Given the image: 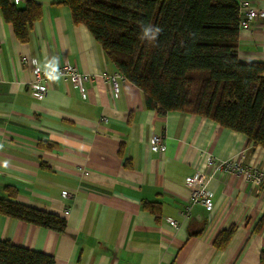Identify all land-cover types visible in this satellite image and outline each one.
<instances>
[{"label":"crops","instance_id":"obj_1","mask_svg":"<svg viewBox=\"0 0 264 264\" xmlns=\"http://www.w3.org/2000/svg\"><path fill=\"white\" fill-rule=\"evenodd\" d=\"M28 1L40 8L20 42L0 10V197L65 219L63 231L0 214V240L54 257V264H261L264 183L215 171L207 159L243 154V166L264 175V149L239 132L198 115L161 114L122 76L62 0ZM238 3L241 0H236ZM264 9V0H247ZM238 57L264 62V16L240 28ZM68 63L90 80L83 90L54 76L33 96L31 62ZM161 135L165 150L150 148ZM209 177L212 208L189 200L186 180ZM177 221V228L167 222ZM233 225L223 249L213 241Z\"/></svg>","mask_w":264,"mask_h":264},{"label":"trees","instance_id":"obj_2","mask_svg":"<svg viewBox=\"0 0 264 264\" xmlns=\"http://www.w3.org/2000/svg\"><path fill=\"white\" fill-rule=\"evenodd\" d=\"M72 21L84 25L116 70L138 87L148 108L208 118L244 134L264 149V62L238 57L240 11L236 0H62ZM0 10L20 42L40 17L28 1ZM141 23L162 28L156 41L140 38ZM0 214L61 232L65 219L0 197ZM233 225L213 244L223 249ZM264 264V255L260 256ZM0 264H54L52 255L0 240Z\"/></svg>","mask_w":264,"mask_h":264},{"label":"built area","instance_id":"obj_3","mask_svg":"<svg viewBox=\"0 0 264 264\" xmlns=\"http://www.w3.org/2000/svg\"><path fill=\"white\" fill-rule=\"evenodd\" d=\"M15 2L17 0H11ZM240 22L239 28H247L249 23L260 16H264V9H255L251 6V3L247 0H241L239 3ZM33 81L29 84L32 89L33 96L37 99L43 98L48 90V81L54 76H60L61 78L68 79L71 84L83 90L84 84L90 80L88 74L80 72L76 67L68 63L62 64L55 68H42L35 60L31 62ZM122 76L118 71L111 76L108 80L115 87V78ZM123 77V76H122ZM150 148L158 152L165 150V143L161 135H153L150 139ZM208 166L212 167L215 171L233 172L237 175H242L246 180H253L257 183H264V175L259 168L253 166L246 168L243 165V154L239 153L237 156L230 160L218 161L213 156L207 159ZM209 177L202 172H195L186 180V187L189 190V200L185 207L181 210L180 214L183 218L190 217V208L193 203H201L206 208L211 209L213 202L211 199V192L207 188ZM264 192V186L262 188ZM167 222L177 228L178 223L172 218H167Z\"/></svg>","mask_w":264,"mask_h":264},{"label":"clouds","instance_id":"obj_4","mask_svg":"<svg viewBox=\"0 0 264 264\" xmlns=\"http://www.w3.org/2000/svg\"><path fill=\"white\" fill-rule=\"evenodd\" d=\"M140 28V38L153 42L157 40L159 34L162 32L161 27L155 26L151 23H141Z\"/></svg>","mask_w":264,"mask_h":264}]
</instances>
